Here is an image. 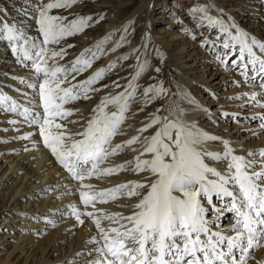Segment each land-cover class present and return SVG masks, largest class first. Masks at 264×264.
<instances>
[{
    "label": "snow or ice",
    "instance_id": "1",
    "mask_svg": "<svg viewBox=\"0 0 264 264\" xmlns=\"http://www.w3.org/2000/svg\"><path fill=\"white\" fill-rule=\"evenodd\" d=\"M76 3L77 0H48L42 5H32L42 39L29 36L22 22L7 21L6 9L0 7V41L9 43L17 63L24 67L30 63L35 76L30 83L24 81L23 77L13 79H19L27 83L29 88L38 90L39 103L35 107L42 111L36 112L33 108L24 107L2 91L0 110L17 113L18 109H22L18 114L37 127L43 145L72 178L80 182L81 188L78 191L80 203L84 206L95 208L97 201L105 202L106 196L115 200L117 194L141 196L140 190L147 188V192L132 206L133 211L128 216L120 213L106 214L101 209H96V212L101 213L99 216L91 211L81 213L76 205H71V214L77 222L82 224L84 221L80 217L86 215L91 218L99 233V240L93 236L89 241L99 246L92 250L96 256L87 264H246L250 250L264 242V148L249 150L246 155H237L225 139L222 141V153L209 152L202 147L204 142L220 138L180 118L182 109L179 117L170 119V116L176 114V108L169 109L168 116L160 115V108H157L137 130V135L119 144L112 143V138L121 134V125L136 98L140 86L135 81L149 67L147 57H136V70L124 90L101 97L81 131L72 133L65 124L58 122L70 117L73 111H78L68 109L65 105L80 99H90L92 93L108 88V85L99 88L93 85L112 71L119 60L128 58L124 54L87 79L76 81L78 75L90 68L100 55L105 54L104 44L111 38V33H108L94 45L85 48L70 65L58 63V59L62 60L67 54L66 49L56 50L50 48V45L59 44L63 38L81 33L93 23L104 19L103 15L96 19L92 15L77 16L66 23L64 17L50 14L53 9L67 8ZM191 11L199 25L212 28L219 26L220 32L228 34L224 21L210 15L208 8L200 6ZM230 40L239 45L237 59L240 63L237 64L236 60L232 63L242 69L241 75L246 77V82L259 78L258 86L264 90V59L253 51V46H256L264 53V43L254 38L249 40L239 30ZM121 41L128 42L123 35ZM121 41L115 47H121ZM202 43L208 44L209 41L205 38ZM142 47H147V44ZM222 47L230 48L229 39H223ZM154 51L163 57L158 48ZM228 55L230 52L215 58L223 62ZM155 71L159 72L160 69L156 68ZM112 83L120 87L118 81ZM165 94L167 89L162 84L152 83L144 87L142 99L147 105ZM245 95H250V102L259 103L258 95L264 99V91ZM109 106L115 110L108 111ZM260 119L264 121V116ZM16 122L8 121L9 124ZM154 125L157 128L152 135H141ZM261 127L264 128V123ZM31 135L26 133L15 139H28ZM137 143L141 144V149H133L138 151V155L132 160L103 169L99 167L106 159ZM145 154H150V158H143ZM206 159L227 161L225 172L210 166ZM129 168L137 173L146 172L148 176L144 182L128 181L99 192L94 191L92 185L83 183L93 175H111ZM214 196L217 199L230 198L227 207L234 214V222L230 225L231 235H226L224 231H212L209 226L210 221L205 216L209 209L205 208L203 201L212 205ZM102 220H108L116 226L105 229L101 225Z\"/></svg>",
    "mask_w": 264,
    "mask_h": 264
},
{
    "label": "bare ground",
    "instance_id": "2",
    "mask_svg": "<svg viewBox=\"0 0 264 264\" xmlns=\"http://www.w3.org/2000/svg\"><path fill=\"white\" fill-rule=\"evenodd\" d=\"M159 1L127 0V5L123 9L127 8L128 14L118 28L113 27L112 17L109 18L106 23V34L111 33V38L106 42V53L103 54L104 65L101 68L108 65L110 61L127 54L129 50L137 46L135 45L137 42L141 49L145 48L142 45L146 43L147 51L150 45L152 51L155 45L162 43L166 49L159 62L164 61L166 66L169 65V71L181 91L180 100H178L179 108L172 119L179 117L182 109L183 114L180 118L189 124L195 123L197 128L212 136L219 137V140L204 142L202 147L209 152L222 153L224 151L222 141L225 139L230 142V146L237 155H246L249 150L264 148V128L261 127L264 121L260 119L264 116V107L261 106L264 105V99L258 95L259 103L250 102V95H245L252 92L259 94L264 91L256 83L259 78L246 82V77L241 75L240 67L233 63L226 65L216 60L215 57L222 50V44L221 48L214 46V42L219 41L221 37L229 39L231 55L228 58L233 57L232 61L236 60L239 64L240 61L237 59L239 45L231 42L232 35L239 30L245 33L249 40L254 38L264 43V36H261L264 35V21L252 19V17L257 19L258 14L262 12L261 0H197L184 8L185 13L192 16L191 9L206 7L210 15L224 21L228 34L220 32L219 26L212 28L204 25L206 28L201 41H185L173 50L168 48L171 45L168 38L174 37L179 31L162 33L166 26H159L158 31H153L154 26L161 23L151 15L153 7ZM114 11L117 9L112 12ZM164 12L167 11L163 9L162 13ZM248 13L251 17L246 25L242 20ZM175 16H169L167 22ZM133 19L135 20V33L131 36L132 42L115 47L116 43L121 41L122 35L130 36L128 32L127 34H122V32L128 26V21ZM180 20L182 18L179 16ZM182 24L184 28H188V31H194L190 24L199 25L197 18H194L193 23L186 20L184 23L181 22ZM29 26L34 29L28 35L33 36L37 25ZM102 26L98 27L99 32L103 30L104 26ZM205 33H207L206 36ZM205 38L208 39L209 46L212 44L208 49L209 52L204 51L203 48L202 42ZM98 40L100 39L89 37L79 49L64 59L61 65H70L78 54ZM8 46L7 41H0V91L24 107L33 108L36 112L42 111L41 108L35 107V104L39 103L38 90L27 86V83L35 79L30 63L27 67L17 63L16 57ZM110 49L114 50L109 51ZM253 51L264 59V53L258 47L253 46ZM237 54L238 56L234 58ZM232 68L235 69L231 70ZM238 71H240L239 75L236 74ZM250 75H252L251 72ZM13 77H23L27 83L13 79ZM125 85L123 84L118 91L111 94L115 95L123 91ZM228 85L231 86L230 89L225 90ZM212 89L214 90L211 91ZM206 92H211V96L208 94L205 96ZM215 92L219 94L215 95ZM142 93L143 91L137 90L136 98L131 103L125 121L121 125V134L112 138L113 144H119L137 135V130L149 118L147 115L149 109L147 110L144 106ZM65 106L78 111H73L70 117L58 121L65 124L72 133L81 131L91 113L86 112L84 105H79L78 100ZM114 110L113 106H109L108 111ZM19 111L22 109H18ZM18 112L0 110V254H2L0 264H87V261L96 256L92 250L99 246L89 241L93 236L99 240V233L91 218L86 215L82 214L80 219L84 222L78 223L75 216L71 214V205H76L81 213L91 211L99 216L101 213L96 212V209H101L106 214L120 213L128 216L133 211L132 206L142 198L147 188L140 190L141 196L127 197L117 194L115 200L106 196L105 202L97 201L95 208L91 205L84 206L80 203L78 191L81 188L80 182L73 179L50 150L43 145L37 127L29 124ZM222 113L229 115L225 116ZM9 120L17 122L9 124ZM68 121H76V123ZM155 126L141 135H152L156 131ZM26 133H32V135L28 139H15ZM133 149L140 150L141 144H134L131 148L106 159L99 167L103 169L132 160L138 155V151H133ZM143 158H150V154H145ZM206 163L222 173L227 168L225 160L206 159ZM146 176H148L146 172L137 173L129 168L111 175H93L87 177L83 183L92 185L94 191L99 192L128 181L144 182ZM209 178L215 179L212 176ZM82 190L87 191V189ZM229 199L228 197L217 199L214 196L212 205L203 201L205 208L209 209L205 216L210 221L209 226L212 231H224L226 235L233 234L230 231V225L234 222V214L228 210ZM228 213H231L229 219L219 223ZM101 225L105 229L116 226L108 220H102ZM22 253L25 256L24 259L20 256ZM77 253L80 255L77 256ZM246 264H264V242H261L259 247L250 250Z\"/></svg>",
    "mask_w": 264,
    "mask_h": 264
},
{
    "label": "rangeland",
    "instance_id": "3",
    "mask_svg": "<svg viewBox=\"0 0 264 264\" xmlns=\"http://www.w3.org/2000/svg\"><path fill=\"white\" fill-rule=\"evenodd\" d=\"M196 1L197 0H165V1L160 0L159 3L153 7L154 10L151 11L152 12L151 15L155 19H157L156 21L161 22L154 26V30H153L154 32L159 30V26H166V29H163L162 33L165 32L168 34L171 31H174V32L179 31V33L175 35L174 37L172 36L168 38L170 39V44H171L170 46H168L169 49L173 50L175 49L176 46L182 45V43L185 41H192V42L201 41V38L204 35V30L206 26L204 25L194 26L193 24H190V26L192 25L191 28L194 31H188V28H184L183 24L181 25V22L184 23L186 20L191 21L193 23V20L196 17L194 15L189 16V13H185L184 8L191 5L192 3H195ZM47 2L48 0H0V7L6 9L5 19L7 21L9 22L14 21L17 23L22 22L23 26L27 30V33H29L31 32V30L34 29V28H30L29 25H36L35 18H33L35 17L36 13L33 11L32 5H36V4L42 5ZM126 2L127 0H77V3L71 5L70 7L51 10L50 14L59 15V16L64 17L66 23L73 20L77 16L92 15L94 19L99 18L101 15L104 16L103 20H101L99 23H93L89 28L85 29L83 32L72 35V36L65 37L60 41L59 44H53L49 46L50 48H53L56 50H59L60 48L66 49L67 54L64 56L62 60L58 59V63L61 64L64 61V59L71 56L73 51L79 49L84 44V42L87 41L89 37L91 38L94 37L96 39L97 38L101 39V37H104L106 35V23L109 20V18L111 19L112 17V22L114 24L113 27L118 28L120 26V23L122 24L121 21L123 20V18L126 17V15L128 14V9L127 8L123 9L127 5ZM260 2H261L260 6L262 7V10H261L262 12L258 14L257 19L255 17H252V19H255L256 21H259V20L264 21L263 19L264 18V15H263L264 14V2H262V0ZM164 3H165V7H164ZM114 9H117V11H114L115 13L112 12ZM163 9H165V11L167 12L162 13ZM25 12H27V15H25ZM111 13H113L112 14L113 16L111 15ZM172 15H176V16L172 20H170V22L169 21L167 22V19L169 18V16H172ZM179 16L182 18V20L180 21H179ZM157 17H160V18H157ZM249 17H251V14L248 13L246 14V17L242 20L244 23H246V25H248ZM134 25H135V20L133 19L131 21H128V26H126V29H123L122 34L124 33L127 34V32L130 34V36L128 37L127 35L125 36L128 42H132L131 36H133L135 33ZM101 26L103 27V30L99 32L98 27H101ZM206 35L207 33H205V36ZM261 36H264V35H261ZM32 37L42 39V37H40L38 33V26H36V31L35 33H33ZM222 39L223 37H221L219 41L214 42V46H216L217 48H221V44L223 42ZM125 44L127 43L122 42V46ZM138 44L139 42L135 44L137 45L135 48H132L131 50L127 52V54L129 55L126 60H119L116 63V66L112 69V71L107 72L102 80L98 81L95 85H93V87H96V88L101 87V85H108V88L102 89L99 92L92 93L90 99L78 100V104L81 106L84 105L83 107L86 112H89L92 114V110L94 106H96L99 103L101 97L105 96L106 94L118 91L123 86V84H127L128 81L131 80L136 70V65H137L136 57L138 55L141 57H147L149 67L137 79L138 81L137 80L135 81V83L140 86L137 90L143 91L144 87L152 83L162 84L163 87L167 89V94L160 96L156 100H153L150 104H147V106L144 104L147 110L149 109L147 115H149L150 113H153V111H156L157 108H160L159 114L168 116L169 109L176 108L177 110L179 108L178 100H180L179 98L181 95L180 93L181 91L178 89L179 85L177 81L175 80V78H173V76L171 75L169 71V65L166 66L164 61L159 62L161 56L156 54V52L154 51V49L158 47L159 51L162 54H164L166 48L163 46L162 43H159L155 45L154 48H152V51H151V45H150L147 51L145 48H147L148 46L145 47L144 49L143 48L141 49L140 47H138ZM67 45H74V47L68 48ZM210 46L208 44H203L204 51L209 52L208 49ZM105 49H106V43L104 44V50ZM133 49H135L136 51L133 52L132 51ZM225 51L229 52L230 48L224 49L222 47V50L219 53V55H223ZM105 53H106V50H105ZM234 54H235V51H234ZM230 55H228L226 59L223 61L224 63H226V65L232 64L233 57L228 58L230 57ZM237 56L238 54L236 56L234 55V58H236ZM102 57L103 55H100L99 59L95 60L90 68L86 69L83 73L78 75L76 77V81H82V80L87 79L88 76H91L92 73H94L96 70L101 68V66L104 65L103 59L105 58V57L103 58ZM156 68H159L160 71L159 72L155 71ZM165 68H166V71H165ZM235 68H232L231 70H234ZM239 72L240 71H238V73L236 74L239 75L240 74ZM70 79L71 77H69V80ZM113 81H118L120 84V87L119 88L115 87L112 83ZM256 83H258L259 85L260 80L258 79ZM64 86H67V85H64ZM230 87L231 86L228 85L227 87H225V90H229ZM213 90L214 89H212L211 91ZM207 94L211 96L212 93L211 92L204 93L205 96ZM218 94H219L218 92H215V95H218ZM170 119H172V116H170ZM156 128L157 126H155V130ZM230 215L231 213H228L223 219L219 221V223L225 222L227 219H229ZM34 242H36V240ZM20 256L22 259L25 258L23 253ZM1 257H2V254H0V258Z\"/></svg>",
    "mask_w": 264,
    "mask_h": 264
}]
</instances>
